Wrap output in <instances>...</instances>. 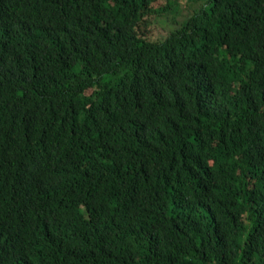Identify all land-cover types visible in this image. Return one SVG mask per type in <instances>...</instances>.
<instances>
[{
    "label": "trees",
    "instance_id": "trees-1",
    "mask_svg": "<svg viewBox=\"0 0 264 264\" xmlns=\"http://www.w3.org/2000/svg\"><path fill=\"white\" fill-rule=\"evenodd\" d=\"M0 0V264H264V0Z\"/></svg>",
    "mask_w": 264,
    "mask_h": 264
},
{
    "label": "rangeland",
    "instance_id": "rangeland-1",
    "mask_svg": "<svg viewBox=\"0 0 264 264\" xmlns=\"http://www.w3.org/2000/svg\"><path fill=\"white\" fill-rule=\"evenodd\" d=\"M176 2H178V6L180 7L178 11L153 20L157 27L156 34L163 38L180 29L182 25L186 24L206 4V0H176Z\"/></svg>",
    "mask_w": 264,
    "mask_h": 264
}]
</instances>
